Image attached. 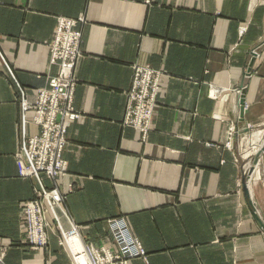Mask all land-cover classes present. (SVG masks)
<instances>
[{
    "label": "crops",
    "instance_id": "crops-1",
    "mask_svg": "<svg viewBox=\"0 0 264 264\" xmlns=\"http://www.w3.org/2000/svg\"><path fill=\"white\" fill-rule=\"evenodd\" d=\"M80 16L68 172L42 182L66 195L82 239L118 250L109 222L123 220L149 264H264V230L236 161L247 130L264 123V0H0V264H72L58 235L49 232L46 248L28 245L23 209L40 184L19 176L15 155L23 94L34 103L59 69L47 45L57 20ZM137 65L163 72L146 141L123 124ZM24 128L40 132L32 121ZM252 190L264 219V190Z\"/></svg>",
    "mask_w": 264,
    "mask_h": 264
},
{
    "label": "built area",
    "instance_id": "built-area-1",
    "mask_svg": "<svg viewBox=\"0 0 264 264\" xmlns=\"http://www.w3.org/2000/svg\"><path fill=\"white\" fill-rule=\"evenodd\" d=\"M57 22L54 39L47 42V45L51 65L58 66L59 72L49 77L45 88L38 90L34 103H30L25 94L21 99L23 127L19 149L15 155L18 174L24 179L34 178L40 184V188L35 189V198L27 202L24 208L29 242L33 248L46 247L49 244V231L61 236L59 243L68 249L72 264H129L137 258L149 264L146 250L129 234L123 220L109 222L110 239L117 243L118 250L85 242L80 234L81 228L74 224L65 208L66 195L56 185L47 188L42 182L43 177H46L55 184L58 178L68 172V163L64 157L68 144L67 132L70 124L80 118L74 105L78 86L75 70L83 56L81 28L85 19L83 16L77 19L58 18ZM244 32L245 28H242L241 34ZM258 48L260 46L251 52V56L256 59L260 57L259 50L256 51ZM133 70L123 124L139 130L143 141H146L151 131L163 72L150 66L138 65ZM248 107L245 104L244 109L247 110ZM31 111L34 115L28 118ZM30 121L40 127V132L33 136H29L24 128ZM234 131L233 128L232 137ZM71 190L72 187L70 192ZM57 211L70 221V230L63 228ZM49 214H52V219H49ZM75 238L82 244L80 250L72 247V239Z\"/></svg>",
    "mask_w": 264,
    "mask_h": 264
},
{
    "label": "rangeland",
    "instance_id": "rangeland-1",
    "mask_svg": "<svg viewBox=\"0 0 264 264\" xmlns=\"http://www.w3.org/2000/svg\"><path fill=\"white\" fill-rule=\"evenodd\" d=\"M57 26H58V24H57ZM81 30H82V28H81ZM82 33H83V31H82ZM259 54H260V50H259ZM58 72H59V69H58ZM10 73H12V71H10ZM259 129H264V123L259 128H255L254 130H250V129L247 130V131H250V132L246 133L244 139L241 140L242 142L240 143V146H239V149H238L239 150L238 157L236 158V161L240 163V168L242 169V173H243V177L241 178V182H240V187H241V189H243V192H244L243 178H245V185L249 189L252 199H253V196H252L253 190H252V188H254L255 185H260L262 187V189L264 190V150L255 153V151H254L255 149H253V148H251L249 146V140L251 139V135L253 133H255V132L256 133H262L263 132V130H259ZM256 157H258V162L254 163L253 160ZM45 187H47V186L45 185ZM32 200H30V201H32ZM30 201H27V202H30ZM26 203H25V205H26ZM253 204H254V206L256 208L257 214L260 216L261 214H260V212H259V210L257 208V205H255L254 202H253ZM24 208H25V206H24ZM59 213L60 212L57 211V214H59ZM23 214H24V209H23ZM49 216H50V214H49ZM59 216H60V214H59ZM261 219H262V217H261ZM262 220L264 222V219H262ZM25 229H26V221H25ZM48 234H49V231H48ZM60 238H61V236L59 235V241H60ZM74 242H75L76 248H80V243L78 241H76V240H74ZM28 245L31 247V244L29 242V238H28ZM59 246L64 248L63 246L60 245V243H59ZM46 247H41V248H46ZM64 249L68 252L67 248H64ZM68 254H69V252H68ZM70 259H71V257H70ZM71 263H72V261H71Z\"/></svg>",
    "mask_w": 264,
    "mask_h": 264
},
{
    "label": "water",
    "instance_id": "water-1",
    "mask_svg": "<svg viewBox=\"0 0 264 264\" xmlns=\"http://www.w3.org/2000/svg\"><path fill=\"white\" fill-rule=\"evenodd\" d=\"M255 62V59H253L248 67V74L246 75H250L251 73V68L253 67V64ZM245 97H246V92L245 90H243L241 92V101H240V105H241V117L244 115V112H245ZM254 163H257L258 162V157L254 158ZM243 183H244V193H245V197L247 199V202H248V205L250 206L251 208V211H252V214L254 216V218L256 219L258 225L260 226V228H262L264 230V222L263 220L261 219V217L257 214V211H256V208L253 204V199L251 197V194H250V191L249 189L247 188V186L245 185V178H243Z\"/></svg>",
    "mask_w": 264,
    "mask_h": 264
},
{
    "label": "bare ground",
    "instance_id": "bare-ground-1",
    "mask_svg": "<svg viewBox=\"0 0 264 264\" xmlns=\"http://www.w3.org/2000/svg\"><path fill=\"white\" fill-rule=\"evenodd\" d=\"M253 59H256V58H253ZM252 141L255 144V146L253 148V149H255L254 151L255 152H260L261 148H263V146H264V132L253 134ZM74 240H76V241H78L80 243V248H76ZM72 242L74 244L72 247L76 248L77 250H80L82 248V244H81V242L79 241L78 238L72 239Z\"/></svg>",
    "mask_w": 264,
    "mask_h": 264
}]
</instances>
